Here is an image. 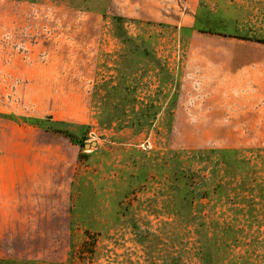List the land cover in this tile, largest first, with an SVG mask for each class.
<instances>
[{
  "label": "rangeland",
  "instance_id": "rangeland-1",
  "mask_svg": "<svg viewBox=\"0 0 264 264\" xmlns=\"http://www.w3.org/2000/svg\"><path fill=\"white\" fill-rule=\"evenodd\" d=\"M213 2L188 30L144 0H0V116L77 154L69 236L33 238L63 251L8 264H264V66L215 55L264 53L237 45L264 46V0Z\"/></svg>",
  "mask_w": 264,
  "mask_h": 264
},
{
  "label": "crops",
  "instance_id": "crops-1",
  "mask_svg": "<svg viewBox=\"0 0 264 264\" xmlns=\"http://www.w3.org/2000/svg\"><path fill=\"white\" fill-rule=\"evenodd\" d=\"M144 2L148 3L147 7H151L145 11L152 9L155 13L184 14L182 19L184 23L181 26L190 30L200 27L197 24L199 13L213 12L215 1L144 0ZM194 32L191 33L190 39L194 37ZM237 45L246 46L250 50L257 47L264 49L263 45L245 41ZM215 55L222 57L221 60L224 59L222 67L230 71L239 70L244 66L252 67L251 72L254 75L252 74L250 79L256 86L257 76H260L258 65L264 66V53L225 51ZM233 61L235 63H231ZM243 61L249 63L242 64ZM43 79H45L43 74H39L33 87L40 88L41 91L44 87L45 91H48V81ZM177 109L179 107L174 111L173 123H190L188 118L192 116L183 117L185 120H182V114H179ZM3 115L0 116V260L33 262L37 261L32 257L34 252L58 254L63 251V245L59 246L58 243L34 246L33 238L55 237L63 240L69 236L70 182L77 154L74 152L75 147L64 139V151L58 152L53 148L55 154L52 159L55 157L57 162L50 163L49 145L44 148H33L32 131L34 129L37 131L35 132L37 137L41 136L43 131H49L45 124H42L44 121L27 115ZM214 116H196L193 123H216L212 120Z\"/></svg>",
  "mask_w": 264,
  "mask_h": 264
},
{
  "label": "trees",
  "instance_id": "trees-1",
  "mask_svg": "<svg viewBox=\"0 0 264 264\" xmlns=\"http://www.w3.org/2000/svg\"><path fill=\"white\" fill-rule=\"evenodd\" d=\"M50 122H48V124H49ZM52 123V122H51ZM64 134H66V135H68V133H64ZM68 137H69V135H68ZM75 143H78L77 141H75ZM8 262H10L9 260H0V264H8Z\"/></svg>",
  "mask_w": 264,
  "mask_h": 264
},
{
  "label": "water",
  "instance_id": "water-1",
  "mask_svg": "<svg viewBox=\"0 0 264 264\" xmlns=\"http://www.w3.org/2000/svg\"><path fill=\"white\" fill-rule=\"evenodd\" d=\"M91 146H95V144H94V143H91V144H85V145H84V148H90Z\"/></svg>",
  "mask_w": 264,
  "mask_h": 264
}]
</instances>
